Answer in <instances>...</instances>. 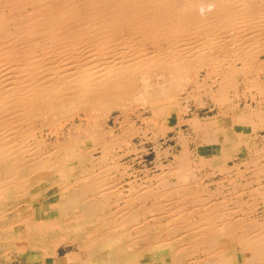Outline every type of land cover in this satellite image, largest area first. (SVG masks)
<instances>
[{
	"label": "bare ground",
	"instance_id": "obj_1",
	"mask_svg": "<svg viewBox=\"0 0 264 264\" xmlns=\"http://www.w3.org/2000/svg\"><path fill=\"white\" fill-rule=\"evenodd\" d=\"M11 229L68 264H264V0H0V260Z\"/></svg>",
	"mask_w": 264,
	"mask_h": 264
},
{
	"label": "rangeland",
	"instance_id": "obj_2",
	"mask_svg": "<svg viewBox=\"0 0 264 264\" xmlns=\"http://www.w3.org/2000/svg\"><path fill=\"white\" fill-rule=\"evenodd\" d=\"M181 94L177 95V99L178 100H181ZM195 111V108L191 105L189 107V114L188 116L184 117L182 120H181V127H183L184 129L186 128V125L187 123L192 119V113ZM201 114L203 115H207V114H211L210 111L208 109L205 110V108L201 109L200 110ZM168 120V124L169 126H172L175 122H176V113H172V112H166L165 115H164ZM159 117L155 118L156 121H159ZM221 123L223 121H225V125L227 124H231V119L229 118H223V119H220L219 120ZM111 122V121H110ZM109 122V124L111 125V123ZM237 131H240V130H243L241 127H237L236 129ZM230 132H232V130H230ZM233 135V134H231ZM261 135V134H260ZM172 136H173V132L170 131L169 134H166V140H165V137H161L159 140H158V143H159V146L164 149L168 146H173L174 145V148L176 147L175 146V140H172ZM137 138H135L133 140V142L135 143V145H138L137 148L138 149V152L136 153H132L131 155L129 156H124V161L125 160H128V159H131V158H134L136 159V162H137V167L138 166H141V167H144L145 165L150 167L152 166L151 165V162L154 160V157H155V149H153V145L152 143H149V145L146 146V150L145 151H142L137 140ZM150 146V147H149ZM216 150H217V146L216 145H211V146H208V145H203L200 147V150H199V153L201 155H206V154H214L216 153ZM170 158V157H169ZM141 163V164H140ZM232 163V161L230 162ZM139 168V167H138ZM70 171L73 169V165H70L69 167ZM54 190H51L49 192H46V193H43V195L40 197V201L42 202L40 206L37 205V213H36V216L38 219H48L50 218L52 215L51 214H44L43 210H49V203H52L54 201H56V197H50L51 193H53ZM46 195V196H45ZM37 200V199H36ZM23 202V201H21ZM16 212V211H14ZM43 214V216H42ZM5 235H6V238H9L8 240V243H7V246L5 247V253H6V256L5 257H2L1 260H0V264H9L11 261L15 260L14 262H11V264L13 263H16L17 261H19L20 259H22L23 263L24 262H27L28 264L30 263V259L28 260H24V256L27 254V257H30L31 254L35 253V251H29V253L26 251L28 248L29 245H27V233L25 232V230H21L20 232H17V231H13L12 229L9 231V232H5ZM26 241V242H25ZM52 248V247H51ZM56 248H59L58 249V253L59 255H67V254H71V253H76L77 249L75 246H72V245H65V244H61L59 245L58 247ZM11 249V250H10ZM37 250V249H36ZM167 252L166 251H163L161 254L159 255H148L147 258L143 259V261H152V260H155V262L158 264L161 262L162 258L164 257H167ZM83 258L82 259V262L85 261L86 263V258L85 256L82 254ZM15 257V258H13ZM47 263L48 264H51V259H47ZM70 263H73L71 260H70Z\"/></svg>",
	"mask_w": 264,
	"mask_h": 264
},
{
	"label": "crops",
	"instance_id": "obj_3",
	"mask_svg": "<svg viewBox=\"0 0 264 264\" xmlns=\"http://www.w3.org/2000/svg\"><path fill=\"white\" fill-rule=\"evenodd\" d=\"M27 252L29 253V251H35V253L31 254L30 257H27V254L24 256V260H28L30 259V263L29 264H48L47 263V259H51V264H68V260H66V255H59L58 253V249L56 248V251L52 254V252L49 253H43V252H39L38 250L34 249V248H26ZM19 261H23L22 259H20ZM24 264H28L27 262H24Z\"/></svg>",
	"mask_w": 264,
	"mask_h": 264
}]
</instances>
